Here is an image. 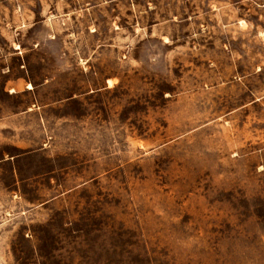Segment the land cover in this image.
I'll use <instances>...</instances> for the list:
<instances>
[{
  "label": "rangeland",
  "instance_id": "1",
  "mask_svg": "<svg viewBox=\"0 0 264 264\" xmlns=\"http://www.w3.org/2000/svg\"><path fill=\"white\" fill-rule=\"evenodd\" d=\"M0 264H264V0H0Z\"/></svg>",
  "mask_w": 264,
  "mask_h": 264
}]
</instances>
